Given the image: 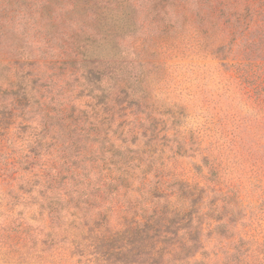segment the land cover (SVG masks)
Returning a JSON list of instances; mask_svg holds the SVG:
<instances>
[{"label": "trees", "instance_id": "1", "mask_svg": "<svg viewBox=\"0 0 264 264\" xmlns=\"http://www.w3.org/2000/svg\"><path fill=\"white\" fill-rule=\"evenodd\" d=\"M20 24L18 34L35 41L32 48L41 51L43 66L58 74L43 79L45 73L40 77L38 70H24L23 64L41 61H22L33 55L31 50L8 34V29L17 34ZM127 37L123 45L120 40ZM103 44L114 51L109 58L94 54ZM8 46V54L0 52V129L9 128L17 113L25 114L28 84L40 80L47 98L37 101L43 118L28 148L43 158L42 170L35 173L43 203L53 222L70 214L63 230L71 233L81 254L92 251L96 260L101 256L119 263H248V242L241 236L232 239L237 211L232 188L220 190L221 205L199 183L139 178L136 169L148 170L152 160L147 164L144 151L126 142L137 144L140 128L147 137V126L155 132L159 124L153 91L168 72L157 59L189 51L231 58L236 63L230 65L247 81L253 63L264 60V0H0V51ZM56 86L64 88L56 95L65 97L84 91L87 107L69 104L72 96L54 101ZM254 92L263 105L264 86ZM132 108L145 116L123 119ZM132 122L133 128L125 130ZM28 156H21L23 162L34 163Z\"/></svg>", "mask_w": 264, "mask_h": 264}, {"label": "rangeland", "instance_id": "2", "mask_svg": "<svg viewBox=\"0 0 264 264\" xmlns=\"http://www.w3.org/2000/svg\"><path fill=\"white\" fill-rule=\"evenodd\" d=\"M22 30L21 24L16 26L17 34L8 29L15 42L33 54L21 58L22 61H41L36 65L23 64L24 70H38L40 77L45 73L43 79H48V74H58L60 70L48 67L47 63L43 66L41 51L32 48L36 42L18 34ZM130 38L120 42L127 45ZM0 52L8 54L10 46ZM113 53L112 47L105 44L94 50L99 58H109ZM161 61L165 62L168 75L153 91L158 108L153 115L159 119V124H155V132L147 126V137L140 134L143 130L140 128L137 144L130 140L126 142L130 147L144 151L142 159H146L147 164L152 160L148 170L136 169L137 176L199 183L208 187L206 194L221 205L224 204V193L220 190L232 188V200L237 206L232 216L236 226L232 239L241 236L248 242L247 264H264V104L255 101L257 94L254 92L255 88L264 86V60L253 63L252 75L245 82L239 77L240 70L230 65L236 63L231 58L220 59L189 51L186 54L173 52L165 59L156 60ZM28 85L30 103L25 114L17 113L9 128L0 129V264H143L119 263L101 256L96 260L92 251L81 254L72 243L74 237L63 230L69 226L70 214L65 213L60 222H53L35 175L42 170L38 164L43 158L28 148L34 129L39 128L43 118L44 111L37 101L47 97L40 80ZM53 90L54 101L62 102L72 96L69 104L87 107L84 102L89 96L84 91L77 97L68 92L65 97L56 95L64 90L62 86ZM59 104L54 102L55 107ZM134 110L128 109L132 113L123 119L145 116L142 109ZM50 123L55 124L56 120H50ZM133 125V122L126 125L125 130ZM26 153L29 154L26 160L34 163L23 162L21 156ZM9 162H13V169L6 171ZM211 164L214 165L213 173ZM209 178H213L212 181ZM131 193L138 195L136 191ZM66 210L67 206L62 214ZM213 242L215 240L209 248ZM187 264L196 263L193 260Z\"/></svg>", "mask_w": 264, "mask_h": 264}]
</instances>
